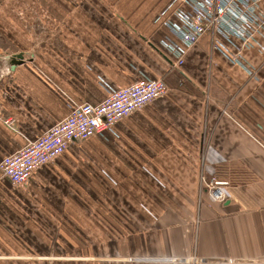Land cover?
<instances>
[{"label": "crops", "instance_id": "0c3cea01", "mask_svg": "<svg viewBox=\"0 0 264 264\" xmlns=\"http://www.w3.org/2000/svg\"><path fill=\"white\" fill-rule=\"evenodd\" d=\"M171 1L2 3L25 17L0 20L13 43L0 46V160L66 118L70 101L101 102L105 83L148 76L169 91L108 141L70 144L31 185L0 173V264H264V37L241 52L258 78L214 50L213 33L178 68L158 19ZM203 176L225 182V202Z\"/></svg>", "mask_w": 264, "mask_h": 264}, {"label": "built area", "instance_id": "2783aa9c", "mask_svg": "<svg viewBox=\"0 0 264 264\" xmlns=\"http://www.w3.org/2000/svg\"><path fill=\"white\" fill-rule=\"evenodd\" d=\"M263 0H172L158 19L176 37L162 41V46L181 68L188 50L207 33H213V49L224 54L233 63L245 68L249 75L257 72L249 68L242 57V49L255 46L256 37H264ZM185 2L189 8L177 6ZM235 39L241 44H236ZM232 48L236 52L231 51ZM106 84L107 95L99 103L70 101L69 115L29 141L18 151L0 160V173L17 188L34 181L36 171L63 155L70 144L99 137L108 141L107 132L124 118L139 111L147 104L165 96L169 87L165 80L141 76L126 86ZM11 123V122H10ZM211 198L225 202V182L202 177Z\"/></svg>", "mask_w": 264, "mask_h": 264}, {"label": "rangeland", "instance_id": "374dc122", "mask_svg": "<svg viewBox=\"0 0 264 264\" xmlns=\"http://www.w3.org/2000/svg\"><path fill=\"white\" fill-rule=\"evenodd\" d=\"M18 1L26 2L27 0H0V9H1L2 3L4 5H6L7 3H10V2L15 3ZM22 13H25V12H18V11H13V10H2V11L0 10V20H5V19L8 20L12 17V15H15L16 17H19V18H24L25 16H23ZM2 36H3V39H1ZM10 37L12 38L11 28L7 24L3 25L2 30L0 28V46H2L3 49H10L11 47H13L12 39H10ZM14 37H16V35ZM14 46H15V44H14ZM34 179H35V177H34ZM32 183H33V180L28 185H31ZM89 199H90V196H88V199H87L88 201H84L83 203H81L83 210L87 213H89L91 210V203H90ZM74 237L78 240L81 239L80 234H77V235L75 234ZM87 237H89V235H87ZM32 255H34V254H32ZM67 257L88 258L89 260L94 259V257L97 258L96 256L89 257V256H77V255H69V254L67 255ZM105 257H107V256H105ZM93 261L94 260H92L91 262H93ZM91 262L74 261V262L65 263V264H89Z\"/></svg>", "mask_w": 264, "mask_h": 264}, {"label": "water", "instance_id": "95a60500", "mask_svg": "<svg viewBox=\"0 0 264 264\" xmlns=\"http://www.w3.org/2000/svg\"><path fill=\"white\" fill-rule=\"evenodd\" d=\"M25 62V55L23 52L15 53L14 55L9 56V63L12 69H15L16 66L23 64Z\"/></svg>", "mask_w": 264, "mask_h": 264}]
</instances>
